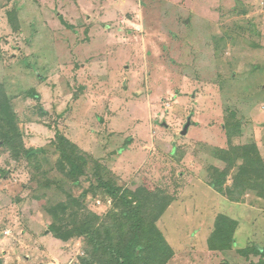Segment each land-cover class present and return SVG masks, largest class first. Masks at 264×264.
Wrapping results in <instances>:
<instances>
[{
  "label": "rangeland",
  "instance_id": "obj_1",
  "mask_svg": "<svg viewBox=\"0 0 264 264\" xmlns=\"http://www.w3.org/2000/svg\"><path fill=\"white\" fill-rule=\"evenodd\" d=\"M0 82L39 150L0 148V264H109L78 234L119 211L100 180L170 203L168 264L258 260L239 249L264 247V196L240 195L235 168L226 193L211 182L223 150L264 162V0H0ZM58 133L87 160L79 182ZM220 215L237 223L228 250L210 246Z\"/></svg>",
  "mask_w": 264,
  "mask_h": 264
},
{
  "label": "trees",
  "instance_id": "obj_2",
  "mask_svg": "<svg viewBox=\"0 0 264 264\" xmlns=\"http://www.w3.org/2000/svg\"><path fill=\"white\" fill-rule=\"evenodd\" d=\"M10 17L11 22L16 25L15 10L10 13ZM22 95L39 97L35 90H28ZM13 101L14 98L8 93L5 83L0 82V148H6L17 158L36 156L39 150L28 149L24 144ZM57 144L69 164V175L79 182L83 174H88L87 160L78 153V146L62 133L58 135ZM236 153H240L243 159V163L239 164L237 169L233 160ZM219 156L226 163V167L224 170L216 169L217 174L211 182L215 189L221 193L227 192L224 187L225 181L230 170L235 168L233 185L238 188L240 195L247 190H257L261 196H264V162L255 145L233 151L223 150ZM100 183L113 198L119 211L111 212L109 219L102 227L96 226L98 217H95V221L86 224L85 230H80L78 234L90 233L93 248L97 252L110 253L109 264H168L174 257L175 251L159 229L157 221L168 209L170 203L166 204L167 200L160 198L149 203L147 199L138 198L139 195L137 196L134 192L119 189L108 181L100 180ZM229 195L231 197L235 195L232 189ZM153 196L156 194L154 193ZM238 199L239 197H233V200ZM154 210L157 215L154 214ZM150 212L154 216L151 222L147 214ZM236 227L235 220L226 215H220L210 246L214 250L231 249ZM239 252L248 258L257 257L258 260L250 264H264V247L247 246L239 249Z\"/></svg>",
  "mask_w": 264,
  "mask_h": 264
},
{
  "label": "crops",
  "instance_id": "obj_3",
  "mask_svg": "<svg viewBox=\"0 0 264 264\" xmlns=\"http://www.w3.org/2000/svg\"><path fill=\"white\" fill-rule=\"evenodd\" d=\"M158 227L161 230V232L164 234V236H166L165 233L163 232V230L161 229V225H160V222L159 221H158Z\"/></svg>",
  "mask_w": 264,
  "mask_h": 264
},
{
  "label": "built area",
  "instance_id": "obj_4",
  "mask_svg": "<svg viewBox=\"0 0 264 264\" xmlns=\"http://www.w3.org/2000/svg\"><path fill=\"white\" fill-rule=\"evenodd\" d=\"M71 264V263H70Z\"/></svg>",
  "mask_w": 264,
  "mask_h": 264
}]
</instances>
